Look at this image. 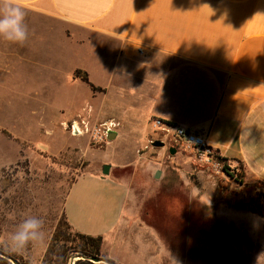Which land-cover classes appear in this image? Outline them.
<instances>
[{"label": "crops", "instance_id": "0c3cea01", "mask_svg": "<svg viewBox=\"0 0 264 264\" xmlns=\"http://www.w3.org/2000/svg\"><path fill=\"white\" fill-rule=\"evenodd\" d=\"M24 7L25 21L56 23L69 43L92 45L99 66L111 59L107 85L92 84V91L84 83L93 96L114 95L128 114L149 123L158 118L206 131L208 147L242 174L227 178L220 203L216 191L200 202L238 231L264 227L263 217L234 208L253 193L264 197V0H24ZM136 47L145 50L143 57L135 56ZM44 69L59 75L56 66ZM76 70L87 74L72 68L62 85L77 86ZM111 171L72 183L64 206L71 228L101 237V253L114 264H196L168 251L132 211L126 216L130 185ZM189 198L196 199L191 190Z\"/></svg>", "mask_w": 264, "mask_h": 264}, {"label": "rangeland", "instance_id": "374dc122", "mask_svg": "<svg viewBox=\"0 0 264 264\" xmlns=\"http://www.w3.org/2000/svg\"><path fill=\"white\" fill-rule=\"evenodd\" d=\"M25 23L28 39L24 44L0 38V239H6L29 216L43 220L46 239L20 254L0 245V254L15 258L18 264H42L55 230L62 224L72 183L84 174H100L103 165H110L111 173L130 185L126 216L132 211L148 222L168 251L196 264H264V227L254 234L225 227L215 220L214 210L200 202L216 191L220 203L221 193L229 187L219 168H234L229 173L238 179L237 166L228 167L217 158L205 163L196 150L165 140L146 118L128 114L125 101L114 95L93 96L79 80H75L77 86L62 85L72 68L84 69L93 85H107L111 59L99 66L90 56L92 45L69 43L56 23L45 25L36 18ZM32 31L37 37L32 38ZM33 40L39 41L33 43L38 49L35 54L31 52ZM95 43L96 47L102 45ZM53 66L59 68V75L44 69ZM74 121L88 132L72 137L68 127ZM99 125L107 132L114 129L118 136L107 140L106 135L102 142L94 141L91 130ZM156 141L164 147H154ZM170 148L175 150L172 155ZM212 155L219 157L214 151ZM216 162L219 167L213 166ZM190 190L201 203L191 215L198 224L193 228L191 219L187 222L186 215H180L179 203L174 206L178 217L167 209L164 213L159 204L165 194L187 201ZM263 198L258 192L259 203ZM73 259L75 263L78 258L71 257L69 264ZM99 259L98 264H110L102 253Z\"/></svg>", "mask_w": 264, "mask_h": 264}, {"label": "trees", "instance_id": "16d2710c", "mask_svg": "<svg viewBox=\"0 0 264 264\" xmlns=\"http://www.w3.org/2000/svg\"><path fill=\"white\" fill-rule=\"evenodd\" d=\"M74 79H78L81 82L87 84L92 91H96L97 89L89 82L88 76L85 72L81 70H76L73 74ZM239 165V164H238ZM240 166V165H239ZM241 168V167H240ZM228 172L226 167L223 168ZM241 171L237 174L238 179L241 178ZM229 177H232V174H228ZM162 202L159 203L162 208L164 207L163 212L165 213L166 209L173 217L177 216L175 213L174 206L176 203H179L182 210L181 213L186 215V221L191 219L192 212L194 208L198 207L201 203L196 199H190L185 201L181 198L177 199L176 197H170L168 195H163L161 197ZM258 195L256 197L251 198L246 203L234 204V208L248 210L258 216H263L262 204L259 203ZM187 205L190 208H187ZM184 206V209H183ZM179 215V216H180ZM196 215V214H194ZM178 217V216H177ZM219 221L218 219H215ZM201 221H198L200 223ZM223 226L230 227L229 225L224 224L223 222L219 221ZM148 225H150L147 222ZM198 224L191 219L190 220V227H198ZM213 224H211L212 226ZM151 226V225H150ZM152 227V226H151ZM162 227V226H161ZM206 227V226H204ZM154 228V227H153ZM101 245H102V238L101 237H91L80 234L74 231L71 226L68 224L65 214L62 216V224H59L55 230L54 237L52 238L42 260V264H69V260L73 256H81L85 257L84 260H77L74 264H94L88 260L90 257H100L101 253ZM13 258V257H12ZM15 258H13L14 260ZM16 260V259H15ZM17 261V260H16ZM110 264H114L111 260H107ZM0 263L2 264H11L7 258L0 257Z\"/></svg>", "mask_w": 264, "mask_h": 264}, {"label": "clouds", "instance_id": "9594fccd", "mask_svg": "<svg viewBox=\"0 0 264 264\" xmlns=\"http://www.w3.org/2000/svg\"><path fill=\"white\" fill-rule=\"evenodd\" d=\"M25 16L24 0H0V38L10 43L24 44L28 39ZM45 239L43 220L29 216L6 239H0V245L6 251L20 254L30 245L43 244Z\"/></svg>", "mask_w": 264, "mask_h": 264}, {"label": "built area", "instance_id": "2783aa9c", "mask_svg": "<svg viewBox=\"0 0 264 264\" xmlns=\"http://www.w3.org/2000/svg\"><path fill=\"white\" fill-rule=\"evenodd\" d=\"M134 52L135 56L137 57H143L145 55V50L140 47H136L134 49ZM150 123L152 128L159 134H161L165 138V140L173 143L174 145H180L188 149L192 148L196 150L198 152L199 159L204 161L205 163H210L214 158L215 160L220 159L221 163L224 165L225 162L220 157H216L213 155L211 156V153L214 150L208 147L206 143V131H204L203 129H185L179 126L170 125L158 118H151ZM68 130L69 134L72 137H81L88 132L87 129L77 121L70 123ZM106 135L107 129L103 125L95 126L91 130V137L96 142H102L103 138H105ZM213 166L219 167V163L216 162L213 164ZM223 168H219L221 175L225 178H228V174L230 173L227 174V172L223 170ZM228 172L233 173V168H231V171L228 169Z\"/></svg>", "mask_w": 264, "mask_h": 264}, {"label": "water", "instance_id": "95a60500", "mask_svg": "<svg viewBox=\"0 0 264 264\" xmlns=\"http://www.w3.org/2000/svg\"><path fill=\"white\" fill-rule=\"evenodd\" d=\"M116 137V133H114V132H112V131H108L107 132V140H112V139H114ZM152 145L154 146V147H164V143L163 142H160V141H156V142H154V143H152ZM169 153L172 155V154H174L175 153V150L174 149H172V148H170L169 149ZM109 171H110V165H103L102 166V170H101V174L103 175V176H108V174H109ZM159 177V173L158 172H156V174H155V176H154V178L155 179H157ZM1 255V254H0ZM1 257H3V258H6L5 257V255H1ZM78 259L77 260H79V259H86L85 257H81V256H76ZM8 260H9V262L11 263V264H18L15 260H13V259H10V258H7ZM88 260L90 261V262H92V263H94V264H98V263H100V259L99 258H97V257H90V258H88ZM71 264H74V259H73V261L71 262Z\"/></svg>", "mask_w": 264, "mask_h": 264}]
</instances>
